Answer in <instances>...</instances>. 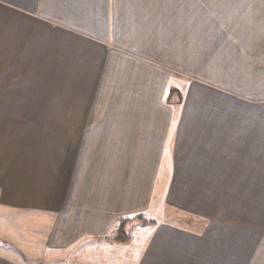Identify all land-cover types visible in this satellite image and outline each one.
Listing matches in <instances>:
<instances>
[{
	"label": "crops",
	"instance_id": "crops-1",
	"mask_svg": "<svg viewBox=\"0 0 264 264\" xmlns=\"http://www.w3.org/2000/svg\"><path fill=\"white\" fill-rule=\"evenodd\" d=\"M0 55L65 93L0 104L31 112L0 150V264L83 239L96 264H264L256 231L166 214L263 188L264 0H0Z\"/></svg>",
	"mask_w": 264,
	"mask_h": 264
},
{
	"label": "rangeland",
	"instance_id": "rangeland-1",
	"mask_svg": "<svg viewBox=\"0 0 264 264\" xmlns=\"http://www.w3.org/2000/svg\"><path fill=\"white\" fill-rule=\"evenodd\" d=\"M0 59V104L8 107L12 106L11 108H13L12 104L16 102L31 104L32 106V104L62 103L64 101V90H38L36 86L42 80L25 77L27 73L24 71V66L16 64L13 57H8V60L5 61V57L0 55ZM29 113H31L29 110L0 111V150L5 151L4 146H7V150L13 149V142L5 144L2 141L15 139L14 135L19 130V127L15 126L16 119H22L24 118L22 114ZM3 114L5 115L3 116ZM262 178V190L248 189L246 191L223 192V199L218 201L221 206L215 207L213 220L210 217L208 220L190 212L180 211L179 208L175 207H167L166 214L168 217L176 216L178 218V216H181L182 225L189 230L206 229L205 225L209 223L208 229L215 232L233 231L242 227L244 231L252 235L256 231L258 239H250V245L257 246L260 243L259 246L263 245L264 247V174ZM248 186L253 185L248 184ZM244 199L245 204H243ZM22 225L24 224L22 223ZM29 225L33 224L29 223ZM15 226L17 227L16 223ZM35 231L33 237L36 243L31 240L29 241L30 245L35 247L44 246L43 242L38 243L40 232ZM25 232L27 236H30L28 228ZM100 241L104 240H80L72 247L54 254L52 261L59 264H96V256H101V250L104 248L102 244H105Z\"/></svg>",
	"mask_w": 264,
	"mask_h": 264
},
{
	"label": "trees",
	"instance_id": "trees-1",
	"mask_svg": "<svg viewBox=\"0 0 264 264\" xmlns=\"http://www.w3.org/2000/svg\"><path fill=\"white\" fill-rule=\"evenodd\" d=\"M125 222L122 223V226L120 228V231L118 232V235L116 237V239H118L119 241H125V239H127L126 233L123 230V225Z\"/></svg>",
	"mask_w": 264,
	"mask_h": 264
}]
</instances>
